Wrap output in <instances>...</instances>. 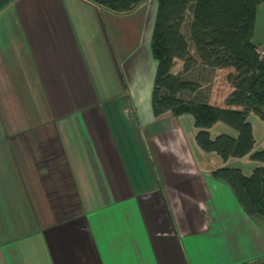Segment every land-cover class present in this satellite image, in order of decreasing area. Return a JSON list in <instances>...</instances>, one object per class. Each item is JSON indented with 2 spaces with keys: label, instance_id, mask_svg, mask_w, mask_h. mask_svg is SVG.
<instances>
[{
  "label": "crops",
  "instance_id": "obj_1",
  "mask_svg": "<svg viewBox=\"0 0 264 264\" xmlns=\"http://www.w3.org/2000/svg\"><path fill=\"white\" fill-rule=\"evenodd\" d=\"M156 11V0L123 14L87 0L0 11V264H264V217L210 175L261 162L201 150L188 114H153ZM255 31L257 46L264 18ZM197 68L203 100L226 107L232 69ZM247 120L264 150V121ZM207 131L237 136L220 121Z\"/></svg>",
  "mask_w": 264,
  "mask_h": 264
},
{
  "label": "trees",
  "instance_id": "obj_2",
  "mask_svg": "<svg viewBox=\"0 0 264 264\" xmlns=\"http://www.w3.org/2000/svg\"><path fill=\"white\" fill-rule=\"evenodd\" d=\"M14 0H0V11ZM113 13L131 11L144 0H87ZM157 11L150 49L156 61L151 107L158 116L188 114L197 128L195 142L205 152L221 159L247 156L261 162L249 176L235 168H219L211 177L226 182L249 216L264 217V150L253 152V134L247 117L264 121V60L252 42L256 7L264 0H156ZM190 9L191 20L186 22ZM193 49L194 54L190 50ZM181 60L182 71L170 72ZM231 68L225 77L231 86L226 107L208 104L198 91L200 84L191 71ZM238 107L239 109H232ZM223 122L237 131L235 138L209 136L207 129Z\"/></svg>",
  "mask_w": 264,
  "mask_h": 264
},
{
  "label": "rangeland",
  "instance_id": "obj_3",
  "mask_svg": "<svg viewBox=\"0 0 264 264\" xmlns=\"http://www.w3.org/2000/svg\"><path fill=\"white\" fill-rule=\"evenodd\" d=\"M261 6V7H260ZM259 7H258V11H257V18H256V23H255V35H257L258 34V32L260 31V29H261V26H262V24H263V18H264V3H262L261 5H260ZM199 69L198 68H195L194 69V71H191V74L193 75V76H201L199 79H198V82H199V84L200 85H202L203 87H204V89L203 90H205V89H207L208 88V86H210V85H208V86H205V84H207V82H204L205 81V79H206V77H205V74L204 73H201V74H199ZM217 75V74H216ZM215 75V76H216ZM208 77H209V75H208ZM226 77V76H225ZM204 78V79H203ZM210 82H211V79H210ZM218 81L217 80H215V83H217ZM212 85H213V83H212ZM220 89V88H219Z\"/></svg>",
  "mask_w": 264,
  "mask_h": 264
},
{
  "label": "built area",
  "instance_id": "obj_4",
  "mask_svg": "<svg viewBox=\"0 0 264 264\" xmlns=\"http://www.w3.org/2000/svg\"><path fill=\"white\" fill-rule=\"evenodd\" d=\"M256 53L259 59L264 60V43L256 46Z\"/></svg>",
  "mask_w": 264,
  "mask_h": 264
}]
</instances>
